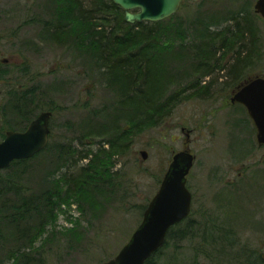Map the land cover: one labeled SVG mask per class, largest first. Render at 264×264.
Wrapping results in <instances>:
<instances>
[{
	"label": "rangeland",
	"instance_id": "obj_1",
	"mask_svg": "<svg viewBox=\"0 0 264 264\" xmlns=\"http://www.w3.org/2000/svg\"><path fill=\"white\" fill-rule=\"evenodd\" d=\"M256 1L184 0L175 22H194L193 14L200 13L223 19L221 28H225L235 24L225 20L231 9L255 15L254 66L230 86L224 85L222 72L204 77L203 81L218 78L211 94L178 101L160 123L132 130L127 116H120L119 127L129 126L120 137L129 144L110 163V176L105 173L110 179L100 184L103 193L85 195L87 200L51 193L46 204L54 220H42V227L41 218L32 211L34 205L28 217L31 212L24 211L28 204H14L16 183L27 189L25 196L39 193L52 181L50 160L61 149L72 152L70 159L98 150L99 126L109 122L102 120V110L116 96L82 49L42 41V26L29 19L50 18L51 12L42 9L44 1L0 0V73H5L0 76V142L9 131L25 130L40 113L53 112L48 147L24 164L0 172V264H103L113 259L142 223L173 156L185 149L195 156L188 177L192 214L169 234L156 256L158 264L264 263V146L258 143L247 108L231 102L241 85L264 77V19L255 12ZM119 15L123 17L124 10ZM234 54H224L223 64L230 65ZM33 87L38 88L34 103L20 118L12 113V95ZM70 164L65 163L55 176L64 193L68 185L62 183V174Z\"/></svg>",
	"mask_w": 264,
	"mask_h": 264
},
{
	"label": "trees",
	"instance_id": "obj_2",
	"mask_svg": "<svg viewBox=\"0 0 264 264\" xmlns=\"http://www.w3.org/2000/svg\"><path fill=\"white\" fill-rule=\"evenodd\" d=\"M40 2H43V10L51 12L50 18L36 15L29 21L38 22L42 26V41L60 47L64 45L70 49H82L89 64L95 69L98 67L101 78L107 81L108 88L116 96L110 106L102 110V113L105 112L102 120L107 119L109 122L104 121L99 126L98 138L101 145L98 150L84 151L70 159L72 152L61 149L57 158L50 160L53 168L48 177L51 175L54 180L42 185L43 191L39 193L25 196L27 189L16 183L13 192L18 195L14 204L25 202L28 206L24 211L31 212L28 217L34 211L41 221L49 223L54 220L51 215L52 208L46 204L47 196L50 197L51 193L55 196L73 194L86 200L88 197L85 195L95 197L96 194L103 193V190H99L100 184L103 179H110L105 175L109 173L110 176L112 172L113 165L110 163L114 157L126 152V144H129L127 138L120 137L129 128L119 127L120 116H127V123L132 130L136 127L142 129L143 125L160 123L178 101L211 94V88L218 78L203 81L204 77H212L215 72H222L223 78H226L224 85H234L255 64V15L246 9L230 8L225 20L235 24L221 28L223 19L218 20L215 15L204 17L200 13L193 14L195 21L187 24L183 21L175 22L173 18L176 15L155 24H131L125 21L124 15L120 17L122 8L113 0ZM112 20L115 21L114 25ZM113 26L114 30L108 29ZM230 51L235 54L233 62L227 66L223 64L224 54ZM188 68L190 72L187 71ZM2 75L5 73H0ZM31 78L30 81L33 80ZM29 92L12 95V113L16 112L20 118L31 108L29 104L34 103L38 88L33 87ZM27 160H16L9 168L24 164ZM65 163L71 164L68 172L62 174V183L66 182L68 185L64 193L63 188H60L63 184L55 181V176ZM55 190L59 193L56 194ZM10 202L8 200L7 205ZM33 205L35 210H32ZM44 223L40 222V226L43 227ZM176 226L170 229L167 238ZM161 250L145 264H158L156 256ZM247 264L252 263L249 260ZM255 264L264 263L261 261Z\"/></svg>",
	"mask_w": 264,
	"mask_h": 264
},
{
	"label": "water",
	"instance_id": "obj_3",
	"mask_svg": "<svg viewBox=\"0 0 264 264\" xmlns=\"http://www.w3.org/2000/svg\"><path fill=\"white\" fill-rule=\"evenodd\" d=\"M113 2L125 11V21L134 24L165 20L178 12L183 0ZM254 8L264 19V0H257ZM231 102L247 108L258 132V143L264 146V77H256L241 85L233 94ZM51 116L52 112H42L25 131L7 132L0 142V171L16 160L34 157L48 146ZM141 155L147 159L148 152L143 150ZM194 162L195 156L188 149L173 156L159 190L144 212L142 223L119 253L103 264H145L164 246L170 228L191 213L192 193L187 187V177Z\"/></svg>",
	"mask_w": 264,
	"mask_h": 264
},
{
	"label": "flooded vegetation",
	"instance_id": "obj_4",
	"mask_svg": "<svg viewBox=\"0 0 264 264\" xmlns=\"http://www.w3.org/2000/svg\"><path fill=\"white\" fill-rule=\"evenodd\" d=\"M51 119V118H50ZM51 129V128H50Z\"/></svg>",
	"mask_w": 264,
	"mask_h": 264
}]
</instances>
